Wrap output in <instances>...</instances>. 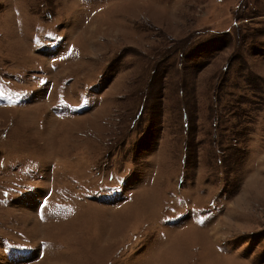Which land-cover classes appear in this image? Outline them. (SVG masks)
<instances>
[{
    "label": "rangeland",
    "instance_id": "obj_1",
    "mask_svg": "<svg viewBox=\"0 0 264 264\" xmlns=\"http://www.w3.org/2000/svg\"><path fill=\"white\" fill-rule=\"evenodd\" d=\"M1 94L0 264H264V0H0Z\"/></svg>",
    "mask_w": 264,
    "mask_h": 264
},
{
    "label": "bare ground",
    "instance_id": "obj_2",
    "mask_svg": "<svg viewBox=\"0 0 264 264\" xmlns=\"http://www.w3.org/2000/svg\"><path fill=\"white\" fill-rule=\"evenodd\" d=\"M192 215L196 216L197 217V214L193 213Z\"/></svg>",
    "mask_w": 264,
    "mask_h": 264
}]
</instances>
